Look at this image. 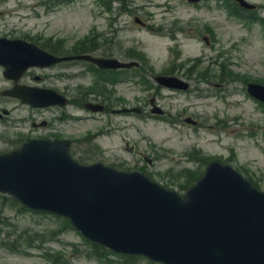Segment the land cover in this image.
<instances>
[{"label":"rangeland","instance_id":"374dc122","mask_svg":"<svg viewBox=\"0 0 264 264\" xmlns=\"http://www.w3.org/2000/svg\"><path fill=\"white\" fill-rule=\"evenodd\" d=\"M251 1L264 6V0ZM42 2L0 0V37L29 36L40 43L63 41L67 47H74L96 28L99 52L124 61L135 60L139 52L155 75L173 69L169 64H183L175 69L183 77L189 68L195 74L206 72L211 82L217 81L218 75L227 80L217 93L201 85L205 93L199 97L194 93H159V103L166 113L155 120L125 114L112 116L111 127L105 116L71 122L63 130L80 137L84 162L114 164L124 171L144 170L155 181L182 193L179 186L188 183L190 176L186 170L198 174L204 168L203 159L221 157L252 175L264 190V109L243 89L246 78L264 83L261 23L229 16L225 2L217 0H114L113 13L106 11L100 0H74L52 6ZM136 17L156 27L157 32L137 26ZM161 31L165 33L159 34ZM66 72L77 75L61 80L50 72L47 86L59 89L65 85L89 87L93 83L78 68ZM198 84L194 78L192 86ZM116 90V97L124 99L120 108L142 106L149 100V94L134 84L121 83ZM54 113H37L35 119L37 123L51 120ZM20 114L28 115L22 111ZM81 114L88 116L86 112ZM186 117L199 121L198 127L185 126L182 122ZM55 126L61 129L60 124ZM39 134L45 135L43 129L30 135ZM87 134L93 138L83 143ZM0 135L9 138L12 133L0 126ZM6 138L0 140V152L15 146ZM144 155L153 163H148ZM6 204L3 209L0 206V242L4 243L0 264H118L124 260L114 255L96 256L91 245L60 218L20 211L9 199ZM131 264L151 263L139 259Z\"/></svg>","mask_w":264,"mask_h":264},{"label":"water","instance_id":"95a60500","mask_svg":"<svg viewBox=\"0 0 264 264\" xmlns=\"http://www.w3.org/2000/svg\"><path fill=\"white\" fill-rule=\"evenodd\" d=\"M14 59L58 61L0 39V64ZM250 88L264 101L263 87ZM0 191L70 218L89 240L118 253L165 264H264V193L228 166L213 164L184 199L140 173L81 167L66 144L37 141L0 157Z\"/></svg>","mask_w":264,"mask_h":264},{"label":"flooded vegetation","instance_id":"af4514ba","mask_svg":"<svg viewBox=\"0 0 264 264\" xmlns=\"http://www.w3.org/2000/svg\"><path fill=\"white\" fill-rule=\"evenodd\" d=\"M259 11V7L258 9L255 11V12H258ZM143 67V64H141V67L140 68H137L136 70H139V71H143L144 68ZM1 72L3 73V70L0 69ZM37 72H39L38 69H30L28 71H26L22 77H21V80L17 83V82H14V81H5L4 83H6V86H2L1 89H2V92L0 94V107H1V112H5L7 110L3 109V106H5V103H6V100L9 99L13 102H16V106L14 107V109L12 110V112H14L15 110H18V109H21V108H24L26 110H31L32 109L28 106H25L21 103V101L19 100H15V99H11V98H7V97H3L2 96V93L3 91L5 90H9V89H13L15 86L17 85H20V86H31L33 83H40L42 85V87H46L47 86V79H48V75H47V70H40V75L37 74ZM173 73L175 72H170V75H173ZM140 74H137V76H139ZM148 77H150L151 79L154 78V75H148ZM39 81V82H37ZM159 89L157 87V85L155 84H150L148 87H147V91H150V90H157ZM68 92L70 93L69 94V101H68V104L69 106L67 108H64L62 109V113L65 114L67 113V111L70 109V110H73L75 107L78 108L77 106V96H76V93L74 90L72 89H68ZM152 103H153V100H152ZM108 109V108H107ZM37 111H46L48 109H35ZM10 111H7L8 115H10L9 113ZM0 118H3V117H0ZM61 120L64 119V117H61ZM44 125L47 126V127H50L49 123L48 122H44ZM54 137H58V139H62V138H66V137H63L62 136V133H60V131L58 132V135L57 136H54ZM69 140H71V138H67ZM72 145H75V143L72 141L71 143V146ZM77 149V148H76Z\"/></svg>","mask_w":264,"mask_h":264},{"label":"trees","instance_id":"16d2710c","mask_svg":"<svg viewBox=\"0 0 264 264\" xmlns=\"http://www.w3.org/2000/svg\"><path fill=\"white\" fill-rule=\"evenodd\" d=\"M92 246L95 249V251H98L99 255H102L100 252L103 251V248H101L100 246H97V245H92Z\"/></svg>","mask_w":264,"mask_h":264}]
</instances>
